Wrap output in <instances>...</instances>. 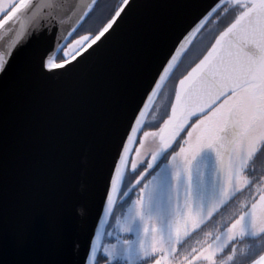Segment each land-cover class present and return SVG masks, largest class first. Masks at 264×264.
<instances>
[{"label": "snow or ice", "instance_id": "1", "mask_svg": "<svg viewBox=\"0 0 264 264\" xmlns=\"http://www.w3.org/2000/svg\"><path fill=\"white\" fill-rule=\"evenodd\" d=\"M133 3L120 0L95 34L67 44L61 62L51 47L38 51V73L75 69L83 53L91 49L92 55L98 42L120 29ZM98 8L99 0H0V28L26 10L47 25L29 37L39 40L51 31L59 44L67 39L66 22H71L72 35ZM196 44L202 47L174 88L170 114L157 130H145L146 110ZM13 59L12 50L0 53V79L9 76ZM145 95L147 102L134 110L117 145L102 193L103 215L114 219L116 241L102 243L97 230L86 264H99L101 250L105 264H264V173L255 168L257 157L264 156V0H213L164 54ZM2 140L0 120V153ZM245 191L246 201L212 242L185 247L190 231L214 213L223 215L234 195Z\"/></svg>", "mask_w": 264, "mask_h": 264}, {"label": "water", "instance_id": "2", "mask_svg": "<svg viewBox=\"0 0 264 264\" xmlns=\"http://www.w3.org/2000/svg\"><path fill=\"white\" fill-rule=\"evenodd\" d=\"M212 3L134 0L95 53L89 49L75 69L50 76L36 70L37 52L51 47L57 62L88 18L72 35L66 22L67 39L59 44L51 31L29 37L47 25L26 10L0 28V53H14L12 71L0 79V264H86L91 239L99 230L103 243L111 220L103 215L102 193L129 118L147 102L145 89L164 54Z\"/></svg>", "mask_w": 264, "mask_h": 264}, {"label": "flooded vegetation", "instance_id": "3", "mask_svg": "<svg viewBox=\"0 0 264 264\" xmlns=\"http://www.w3.org/2000/svg\"><path fill=\"white\" fill-rule=\"evenodd\" d=\"M119 1H120V0H116L114 6H113L110 10H108V11L105 10V16H103L105 21H106V18L108 17V15H109L110 11H111L113 8H115L116 6L119 5ZM2 18H3V14L0 16V19H2ZM228 19H230V17H226L225 20H224V22L226 23ZM221 26H222V25H221ZM96 30H98V28H97ZM96 30H95L94 32H92V33H87L86 31L82 30V28H79V30L77 31V33L72 37V39H71L67 44L72 43L74 40H77V39H79L81 36H85L86 34H91V35H88V36H92L93 34H95V33L97 32ZM67 44L65 45L64 49L66 48ZM64 49H63V50H64ZM62 53H64V52L62 51ZM185 57H186V56H185ZM185 57H184V59L181 61V63H180L179 66L177 67V69L174 71V74L171 76V78L169 79L168 83L166 84V86H168V85H173V92H172V98H171V101H174V88L178 85V81H179V79L182 78V75L187 74V71H190L191 67L194 66V64H191V65H189V66L185 65V64H186V63L184 62ZM196 62H198V61H196ZM166 86H164V89L166 88ZM164 89H163V91H164ZM163 91H162V93H163ZM162 93H161V94H162ZM160 96H161V95H160ZM158 100H159V97H158ZM158 100H157V102H158ZM157 102H156V103H157ZM155 105H156V104H155ZM155 105H154V106H155ZM152 110H153V109H152ZM151 112H152V111H151ZM166 113L170 114V104H169V107H168V110H167ZM166 113L164 114V117H163V118H162L157 124L155 123V124H153V125H148V121H149V118H150V116H151V115H149L148 118H146L147 121H146V123H145V126H146V127H145V130H153V131L157 130L158 127L163 123V119H166V118H167ZM150 114H151V113H150ZM150 142H151V138H149V141H146V146H147ZM136 147H139V145L137 144ZM132 155L134 156L135 153L133 152ZM263 167H264V156H258L257 159H256V161H255V168H256V170H257V173H264V171H263V169H262ZM140 170L142 171L143 169L141 168ZM262 171H263V172H262ZM128 172H129V173L132 172V169H131V166H130V165H129V168H128ZM129 178L132 179L133 183L135 182V181H134V177H129ZM245 192H246V191H245ZM245 192H242V193H236V194L234 195V197L232 198L233 201L231 202L230 205H234V206H235V204H236V202H237L236 200H238L239 197H241ZM132 195L134 196L135 194L133 193ZM123 199H126V198H123ZM120 202H121L120 200L117 201L118 204H119ZM117 211L119 212V209H118ZM221 216H222V215H220V214L218 215V220L221 219V218H223V217H221ZM203 224H204V222L201 223L200 227H201ZM200 227H199V228H200ZM199 228H197V229H195L194 231H191V232H190V236H191L190 239L186 238V239H187V244L185 245V247L188 248L189 250H190L191 247H199V244L197 243V241H204V240H206L205 235L208 233V232H206L207 230H206V229H204V230L202 229V230L199 231ZM199 232H200V233H199ZM108 233H111V235L109 236ZM116 237H117V232H116V230H115V221H114V219L111 218L110 223L108 224V227H107V229H106V233H105V236H104V239H103V243H108V242H112V243H114V242L116 241ZM133 238H134V237H133ZM101 255H102V250H101V253H99V257H98L99 264H105V261H104L103 259L100 258ZM194 264H195V262H194Z\"/></svg>", "mask_w": 264, "mask_h": 264}, {"label": "rangeland", "instance_id": "4", "mask_svg": "<svg viewBox=\"0 0 264 264\" xmlns=\"http://www.w3.org/2000/svg\"><path fill=\"white\" fill-rule=\"evenodd\" d=\"M17 2H19V0H17ZM115 2L116 0H100L99 8L93 14H91L90 17L86 20V22L82 26V30L86 31L87 33H92L98 27H100L105 21L103 17L105 16V10L106 11L110 10L114 6ZM1 15L2 14H0V16ZM86 35H91V34H86ZM201 47L202 45L196 44L187 54H185L186 55L184 60V62L186 63L185 65L189 66L191 64H194L193 61L195 60L197 52L200 50ZM172 92H173V85L166 86V88L159 97L158 102L156 103L150 114L151 116L149 118L148 125H153L155 123L157 124L164 117V114L167 112L172 98ZM262 169L264 171V167ZM246 197H247V192H245L241 197H239L238 200H236L237 202L234 208L231 210L232 212L230 211L228 215L224 216L221 222L216 225L217 227L216 230H214L215 232H217V230H220L224 223L228 222L229 217L232 215V213L246 201ZM210 233H214V232L212 231Z\"/></svg>", "mask_w": 264, "mask_h": 264}, {"label": "trees", "instance_id": "5", "mask_svg": "<svg viewBox=\"0 0 264 264\" xmlns=\"http://www.w3.org/2000/svg\"><path fill=\"white\" fill-rule=\"evenodd\" d=\"M119 4H120V1H119ZM105 23V21L103 22V24ZM103 24L100 26V27H98V29H100L102 26H103ZM97 31V30H96ZM94 32V31H93ZM63 54L64 53H60L59 54V56H58V59H57V62H61V60H60V58L61 57H63ZM233 201V199L232 200H230L229 201V208H228V211L227 212H225L221 217H223L224 218V216H226V215H228V213L234 208V205H230L231 204V202ZM232 212V211H231ZM218 215L219 214H217V213H214L213 214V216L212 217H210L208 220H205V223L199 228V231L200 230H204V229H206L207 231L206 232H208V233H210V232H214V233H212L213 235L212 236H206L205 235V237H206V240L208 241V242H212V240L214 239V236L218 233V231H222L223 230V227H221V229L220 230H217V232H215L214 230H216V225L218 224V223H220L221 222V220L223 219V218H221V219H219L218 220ZM200 233V232H199Z\"/></svg>", "mask_w": 264, "mask_h": 264}]
</instances>
